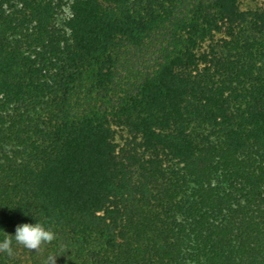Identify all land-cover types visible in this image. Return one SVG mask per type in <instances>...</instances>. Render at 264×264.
Returning a JSON list of instances; mask_svg holds the SVG:
<instances>
[{
    "label": "trees",
    "instance_id": "16d2710c",
    "mask_svg": "<svg viewBox=\"0 0 264 264\" xmlns=\"http://www.w3.org/2000/svg\"><path fill=\"white\" fill-rule=\"evenodd\" d=\"M242 1L0 0V240L55 233L0 264H264V7Z\"/></svg>",
    "mask_w": 264,
    "mask_h": 264
},
{
    "label": "clouds",
    "instance_id": "9594fccd",
    "mask_svg": "<svg viewBox=\"0 0 264 264\" xmlns=\"http://www.w3.org/2000/svg\"><path fill=\"white\" fill-rule=\"evenodd\" d=\"M9 236L12 237L11 240L8 238ZM54 238L55 233L51 227L38 220L35 223H21L16 226L14 235L8 234L0 240V252H4L9 258H12L15 255V245L35 250L42 244L51 242ZM55 259V257H49L50 264H55Z\"/></svg>",
    "mask_w": 264,
    "mask_h": 264
},
{
    "label": "rangeland",
    "instance_id": "374dc122",
    "mask_svg": "<svg viewBox=\"0 0 264 264\" xmlns=\"http://www.w3.org/2000/svg\"><path fill=\"white\" fill-rule=\"evenodd\" d=\"M241 7L243 10L257 8V7H264V0H243L241 3ZM117 139L122 142V137L126 136V133L122 130H117Z\"/></svg>",
    "mask_w": 264,
    "mask_h": 264
}]
</instances>
